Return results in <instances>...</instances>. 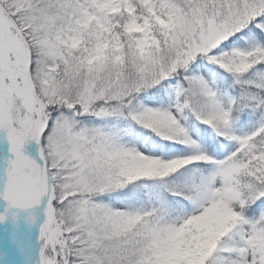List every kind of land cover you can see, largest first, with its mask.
<instances>
[{
  "label": "snow or ice",
  "instance_id": "6c2138e0",
  "mask_svg": "<svg viewBox=\"0 0 264 264\" xmlns=\"http://www.w3.org/2000/svg\"><path fill=\"white\" fill-rule=\"evenodd\" d=\"M0 264H264V0H0Z\"/></svg>",
  "mask_w": 264,
  "mask_h": 264
}]
</instances>
